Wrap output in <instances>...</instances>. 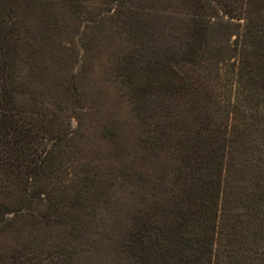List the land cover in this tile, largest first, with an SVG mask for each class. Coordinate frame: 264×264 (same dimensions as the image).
<instances>
[{
  "label": "rangeland",
  "instance_id": "374dc122",
  "mask_svg": "<svg viewBox=\"0 0 264 264\" xmlns=\"http://www.w3.org/2000/svg\"><path fill=\"white\" fill-rule=\"evenodd\" d=\"M0 30L18 110L0 264H141L208 217L264 257V0H0Z\"/></svg>",
  "mask_w": 264,
  "mask_h": 264
},
{
  "label": "trees",
  "instance_id": "16d2710c",
  "mask_svg": "<svg viewBox=\"0 0 264 264\" xmlns=\"http://www.w3.org/2000/svg\"><path fill=\"white\" fill-rule=\"evenodd\" d=\"M202 35V25H194L192 35L194 41L192 45L188 44L186 55H197L202 50ZM2 39L0 30V151L3 150L4 152L5 148L9 147L8 139L12 135L11 129L14 125V121L8 118V114L14 112L17 116L18 110L16 92L12 85L9 49ZM15 121L18 125L15 123L12 142L22 149L29 148L30 129L20 125L19 118H16ZM206 121L207 130L212 129L218 134L227 133L222 130V126L216 123L214 117L207 116ZM211 195L214 198L217 197L214 190H212ZM208 218L195 224L177 222L170 230L167 229V232L159 240L156 239V242L154 241L149 247L145 245L141 248L144 250L141 264H264V257L249 256V250L246 246L247 237H242L240 246L235 243L236 237H231L235 233L232 229L229 231V238L226 243L215 240L212 218L210 220ZM255 227L254 237L264 240L262 226L258 228L256 225ZM218 245L221 246L219 253L217 251Z\"/></svg>",
  "mask_w": 264,
  "mask_h": 264
}]
</instances>
